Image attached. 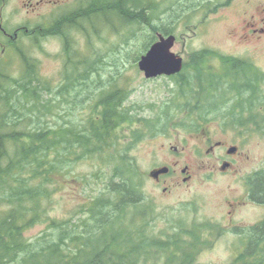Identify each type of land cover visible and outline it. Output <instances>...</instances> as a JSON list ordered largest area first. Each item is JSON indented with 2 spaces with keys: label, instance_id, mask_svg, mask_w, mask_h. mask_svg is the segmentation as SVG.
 <instances>
[{
  "label": "rangeland",
  "instance_id": "rangeland-1",
  "mask_svg": "<svg viewBox=\"0 0 264 264\" xmlns=\"http://www.w3.org/2000/svg\"><path fill=\"white\" fill-rule=\"evenodd\" d=\"M91 1L0 0V25L6 24L13 31L36 29L32 39L27 37L17 47L5 48L0 43V61L11 59L12 75L18 76L23 66L17 52L21 49L55 86L64 81L69 57L76 62L94 59L96 71L89 76V85L79 86L77 98L84 102L79 113L88 117L101 91L130 93L125 107L132 110L135 120L116 133L113 150L125 156L142 177V197L154 207L151 218L155 233L184 219L191 229L200 227L202 243H206L197 247L194 264H237L248 248L243 243L244 234L264 221V206L254 204L251 196L253 179L264 174V88L249 106V95H244L246 113L226 118L234 99L224 105L214 100L219 94L205 97L202 103L197 99L195 92L201 86L194 77H198L194 58L203 51H214L254 64L264 78V34L245 35L246 24L258 26L264 18V0H158L162 10L167 9L161 25L173 31L176 44L172 51L183 58V75L194 81L192 85H181L179 76L146 79L138 63L147 53L148 34L136 31L138 28L135 35L130 34V28L120 22L111 25L102 21L104 16L115 20V11L98 14L96 24L81 15L78 26H68V20H76L75 14L83 13ZM209 64L223 66L219 57ZM260 82L264 87V80ZM170 115L164 131L158 125L151 129L145 126ZM241 124L257 128L240 130ZM234 146L238 155L224 157ZM224 158L233 162L226 174L221 170ZM164 167L177 172L156 181L151 174ZM184 167H189V180L181 174ZM100 169L94 160L74 164L67 182L55 195L52 220L74 219L101 193L110 174L104 166L96 176ZM47 228L36 226L25 237L33 242Z\"/></svg>",
  "mask_w": 264,
  "mask_h": 264
},
{
  "label": "trees",
  "instance_id": "trees-1",
  "mask_svg": "<svg viewBox=\"0 0 264 264\" xmlns=\"http://www.w3.org/2000/svg\"><path fill=\"white\" fill-rule=\"evenodd\" d=\"M114 1L92 0L83 13L75 14L76 20L66 19L68 26H78L81 15L96 24L98 14L115 11V20L104 16L102 21L128 26L134 35V29L146 30L145 52L159 35L173 34L161 25L167 9L162 10L160 1ZM17 52L23 65L18 76L12 75L11 59L0 61V264H194L197 247L206 244L200 227L191 229L181 219L156 234L151 218L154 207L142 197V177L125 156L113 150L116 133L135 120L125 107L130 93L99 92L92 113L84 118L79 113L84 102L77 95L79 86H88L89 76L96 71L94 59L76 62L69 57L64 81L53 86L42 76L38 63L21 49ZM218 57L223 66H211L209 61ZM194 62L199 78L194 77L201 86L195 94L201 103L209 95L222 94L224 78L264 80L252 63L214 51L197 54ZM178 76L181 85L194 83L184 77L183 70ZM171 119V115L162 116L145 126L158 125L164 131ZM84 160L97 161L101 169L96 176L104 166L109 168L107 185L74 219L52 220L58 189L67 182L74 164ZM251 192L252 199L264 200L263 174L253 179ZM39 225L48 228L35 241L28 240L25 234ZM244 236L248 248L237 264H264V222Z\"/></svg>",
  "mask_w": 264,
  "mask_h": 264
},
{
  "label": "flooded vegetation",
  "instance_id": "flooded-vegetation-1",
  "mask_svg": "<svg viewBox=\"0 0 264 264\" xmlns=\"http://www.w3.org/2000/svg\"><path fill=\"white\" fill-rule=\"evenodd\" d=\"M246 32L245 35L246 37H250L253 35H262L264 34V18H262L260 20V23L258 26H256L255 24H246ZM23 32V33H22ZM36 33V29H29L28 27H21L19 29H16L15 31L9 29L7 27L6 24H1L0 25V43L6 48L9 45H15V47H17L21 42H23L22 40L26 39L27 37L30 39L33 38L34 34ZM254 65V64H253ZM255 68H257L254 65ZM251 72V71H249ZM222 82H224V86H222L221 91H223V93L221 95H219V98H223L224 102L222 103L223 105L226 104L227 102H229L231 99L235 100V103L233 105V107H231L227 113H225L226 118H228V115H232L234 113L236 114H242V113H246L247 111L244 110V107L246 105H250L251 103L253 104L252 100L257 99L258 97V90H261L262 87V83L260 82L259 78L256 77H244V76H240L238 78H224L222 80ZM217 89V87H216ZM244 95H249V100L247 101V104L245 105L243 103L242 98H244ZM263 98V97H262ZM264 107V106H263ZM243 115V114H242ZM240 127V130H252L250 128H253L256 130L257 127H255L256 125H250V124H241L238 125ZM219 146L220 143H219ZM235 148L238 150L237 147H231L227 153H225L224 157H235L238 155V151H236L235 153H230L231 149ZM233 165L232 161H229L228 159L223 160V166L221 168L222 173L226 174L230 171L231 167ZM164 168H168L169 172L167 174H162L159 175V177L156 179V181H159L162 179V177L164 176H173L174 174H176V170L169 168V167H164ZM162 169V168H161ZM160 170V169H159ZM158 170H155L153 172H156ZM181 174L183 176H187L186 178H184V180H189L191 178V173L189 170V167H184L181 169ZM264 175V174H263ZM258 177L255 178L259 179V176H262V173L257 174ZM183 180V181H184ZM250 196V194H249ZM258 196V195H257ZM252 201H254V204H258L261 206H264V200L257 197L256 199H252ZM264 222V221H263ZM262 223V222H261Z\"/></svg>",
  "mask_w": 264,
  "mask_h": 264
},
{
  "label": "water",
  "instance_id": "water-1",
  "mask_svg": "<svg viewBox=\"0 0 264 264\" xmlns=\"http://www.w3.org/2000/svg\"><path fill=\"white\" fill-rule=\"evenodd\" d=\"M175 44L176 37L174 35L159 36V40L141 57L138 67L144 73L146 79L162 76L172 77L181 73L184 68V61L183 58L172 51ZM235 151L236 149L232 148L230 153H235ZM168 172V168H162L151 175L157 179L159 175L167 174Z\"/></svg>",
  "mask_w": 264,
  "mask_h": 264
}]
</instances>
